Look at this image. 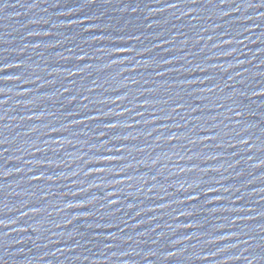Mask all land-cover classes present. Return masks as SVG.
Wrapping results in <instances>:
<instances>
[{
	"label": "water",
	"instance_id": "1",
	"mask_svg": "<svg viewBox=\"0 0 264 264\" xmlns=\"http://www.w3.org/2000/svg\"><path fill=\"white\" fill-rule=\"evenodd\" d=\"M0 264H264V0H0Z\"/></svg>",
	"mask_w": 264,
	"mask_h": 264
},
{
	"label": "snow or ice",
	"instance_id": "2",
	"mask_svg": "<svg viewBox=\"0 0 264 264\" xmlns=\"http://www.w3.org/2000/svg\"><path fill=\"white\" fill-rule=\"evenodd\" d=\"M173 7L175 6V5H172Z\"/></svg>",
	"mask_w": 264,
	"mask_h": 264
}]
</instances>
